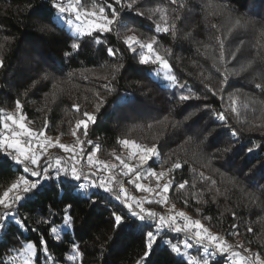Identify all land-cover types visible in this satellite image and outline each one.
Instances as JSON below:
<instances>
[{
	"label": "trees",
	"instance_id": "obj_1",
	"mask_svg": "<svg viewBox=\"0 0 264 264\" xmlns=\"http://www.w3.org/2000/svg\"><path fill=\"white\" fill-rule=\"evenodd\" d=\"M88 1L82 0L86 5H89ZM160 2L137 0V6L124 15V22L128 28L137 29L135 34L141 39L157 35L159 43L156 47L162 53L164 49L172 50L167 58L173 72L180 83L190 87L200 99L179 101L180 95L189 94L187 88L182 92L179 87L169 86L162 77L152 75L154 66L140 65L122 40H117L115 33L101 37L107 40L106 44H96L89 37L82 38L80 48L72 50L68 26L56 20L51 0H0V42L5 43V48L0 50L4 61V67L0 68V109L7 112L9 108H15V101L19 99L27 126L39 130L47 119L45 133L50 136H72L70 129L74 127L75 120L83 118V112L88 111L94 113L97 119L94 125H89L86 139L100 145L97 155L102 160L116 162L110 154L114 149L121 154L122 149L117 141L118 138H126L149 147L153 144L158 146V159L148 164L156 171H161L162 166L171 167L177 159L187 161L181 170L173 174L177 184L184 180L192 183L190 168L203 171L219 182L220 176L213 171L219 169L220 172L238 176L244 189L257 191L264 186V127L252 125L264 124V115L259 104L249 101L248 109H244L242 104L250 96L255 100H264V94L254 88L255 83L261 82L260 79H253L256 71H264V62L257 61L258 66L253 69L239 76H231L226 88L220 90L222 77L212 68L211 61L197 53V45L193 41L184 39V33L192 30L194 41L207 42L209 34L201 23L198 0H191L195 7L184 13L175 41L170 34H156L152 22L147 19L149 10ZM227 2L235 10L234 15L264 21V0ZM137 8L144 13L143 16L137 14ZM215 22L225 23L221 19ZM120 32L121 36L133 34L124 28ZM255 38L256 33L252 29L234 34L230 47L234 48L241 40L245 41V46L237 61L229 65L230 68H238L241 61L255 55L256 49L250 46L255 43ZM109 46L119 48L120 53L116 57H109ZM65 52L71 55L65 57ZM114 64H123L124 67L112 81ZM44 73L49 75V79H41ZM34 81H38L35 87L32 86ZM54 83L59 87L54 88ZM109 83L115 89L111 93L104 88ZM205 85L216 90V95L208 91ZM95 92H99V96L106 101L98 113L95 111L98 102ZM234 93L238 95L241 122L237 121L229 108V97ZM73 104L80 105L79 112L73 109ZM205 105L209 107L205 108ZM213 110L226 113L227 125L215 119ZM164 117L182 123L178 127H173L170 122L160 123ZM233 129L237 131L236 138L231 135ZM187 137H192V141L185 142ZM81 139H85L82 134ZM254 145L259 147L254 148ZM85 146L87 151H91L92 145ZM249 148H254L253 153H248ZM3 155L0 153V159ZM209 159L212 160L211 168L204 167ZM21 174L22 166L0 165V193ZM48 184L49 187L19 206L18 215L26 219L28 230H23L22 235L15 226L0 231V259L8 249L19 247L17 237L20 240L27 238L28 241H38L43 233L47 238L52 224L38 225L37 221L49 218L51 206L58 213L54 223H61L66 204L72 205L73 229L63 236L62 242L49 240L48 245L58 264H70L65 254L71 243L79 245L83 253L82 264H135L143 255L141 234L134 228L114 229L111 214L113 210L120 211L122 205L111 194L92 190L97 194L77 195L76 190L72 189L71 192L65 190L62 195L57 181L52 180ZM206 187L198 181L197 188H190L188 192L202 191ZM220 187L223 191L224 186ZM169 195L176 207L194 219H200L209 230L224 235L235 244L243 243L254 252L264 253V241L259 238L264 235V205L248 204L240 189H232L226 198L218 197L215 203L211 202V195L205 196L209 201L207 204L196 203L189 197L190 206L184 204L187 193L177 197L173 188ZM197 208L201 209V213L195 211ZM233 211L237 214L236 218H233ZM232 224L238 225L239 235L228 234L232 231ZM249 226L253 229L251 233L246 231ZM32 228L36 231H31ZM170 238L175 242L183 236L171 233ZM248 241L252 243L249 245ZM217 260L218 264L224 262L220 258ZM148 264H178V258L161 244L152 251Z\"/></svg>",
	"mask_w": 264,
	"mask_h": 264
},
{
	"label": "snow or ice",
	"instance_id": "obj_2",
	"mask_svg": "<svg viewBox=\"0 0 264 264\" xmlns=\"http://www.w3.org/2000/svg\"><path fill=\"white\" fill-rule=\"evenodd\" d=\"M201 23L204 30L208 33L207 42L194 41L193 31L184 33V39L193 41L197 45L196 51L205 59L211 61L214 68L222 77L220 80V90L226 88L231 76H239L241 73L253 69L257 61L264 62V21H257L251 17L243 15H234L235 10L231 8L227 0H198ZM51 6L55 9L56 20L68 26L71 34V49L76 51L80 48L79 41L82 38H92L96 44H106L107 40L101 37L104 34L115 33L117 40H122L127 51L132 53L133 58L138 60L140 65H152L154 71L152 75L157 78H163L172 88L179 87L183 92L187 88L188 95H180L179 101L184 102L192 98L200 99L198 95L192 92L186 84H181L177 75L173 72L172 65L167 56L172 54L170 48L164 49L163 53L156 46L159 41L157 35L150 38L141 39L135 33V28H128L124 22V15L137 6V0H91L89 5H85L82 0H51ZM118 6V7H117ZM195 5L191 0H161L149 10L147 19L152 22L156 34H170L175 41L178 38V24L184 18L185 12H190ZM137 14L143 16L137 8ZM218 19L225 23L215 22ZM132 32V35L121 36L120 29ZM252 29L256 33L255 43L250 44L256 49L255 55L251 59L240 62L238 68H230L229 65L238 59L242 54L245 41L241 40L234 48L230 47L234 34L241 31ZM7 40V38H5ZM5 48V43L0 42V50ZM120 53L119 48L109 46L107 54L109 57H116ZM167 54V55H165ZM71 53L65 52V57ZM193 63H197L193 61ZM4 67V61L0 56V68ZM123 64L112 65L111 80L116 79V75ZM201 68L203 66L201 65ZM87 77H85L86 79ZM259 78L261 82L254 84V88L260 94H264V71H256L253 79ZM42 80L49 79L47 73L42 74ZM105 79H108L105 76ZM38 81L33 82V87ZM59 85L54 83V88ZM208 91L216 95V90L205 85ZM104 88L111 93L115 89L111 83L105 84ZM94 95L98 98L95 105V111L98 113L100 108L106 103L105 98L99 96V92ZM55 93H53V99ZM229 108L238 122H241V111L238 95L231 94L229 97ZM249 101L252 104H259L260 111L264 115V100H255L251 96L242 104L244 109L249 108ZM73 109L80 111L79 104H73ZM205 105V108H208ZM255 111V108H253ZM213 116L222 124L227 125V115L225 112H215ZM83 118H77L75 125L70 129L71 135L75 138V143L68 145L60 143L59 137L54 141L51 137L45 135L48 127V121L45 119L43 128L34 130L27 126V118L23 112V105L19 99L15 101V110L6 112L0 109V153L3 158L0 159V165L22 166L23 174L19 175L2 193H0V231L6 230V227L15 226L17 231L23 234V230H28L29 226L26 219L18 215L19 206L27 200L33 198L37 193L49 187V181L55 180L61 186V194L65 190L71 192L76 190L77 195H95L92 190H103L111 194L113 199L119 202L122 207L120 211L113 210L111 218L114 221V229L122 227L134 228L143 236V255L140 256L135 264H148L152 251L161 244L170 249L171 253L178 258V264H218L217 258L223 259L224 264H264V253L262 251H253L251 247H245L243 243L238 242L230 244L224 235L212 233L200 219H194L182 210H177L174 202L169 195L170 190L175 188L177 197L181 193H187L184 198V204L190 206L189 197L196 203L207 204L206 195H211V202L215 203L218 197H227L232 189H240L247 198L248 204L264 205V186L257 191L246 190L238 176H231L228 173L220 172L219 169H213L220 176L218 182L212 176L206 175L203 171H197L190 168L192 174V183L188 180L177 184L174 173L181 170L187 161L177 159L171 167L163 168L161 171L148 167L149 161L158 159V146L153 144L137 143L135 140L120 139L117 143L125 154H117L115 149L110 154L114 161H106L98 158L100 145L87 140L90 124H95L96 115L84 111ZM186 117L185 119H188ZM170 122L173 127H178L181 121H169L164 117L160 123ZM151 128L152 126L149 125ZM252 127H264L261 125H252ZM81 134L85 137L81 139ZM233 138L237 137V131L233 129L231 133ZM192 137H187L185 142L192 141ZM92 145L91 151L85 153L84 145ZM62 149L65 156H53L49 153L51 148ZM259 145H254L258 148ZM254 148H249L251 154ZM225 149L224 151H229ZM86 156V167L84 171ZM42 157H46L42 159ZM167 163V161H165ZM212 160L209 159L204 167L211 168ZM125 178L128 185L134 186L136 191L145 195H133L125 186ZM149 183H143V181ZM154 181V183H153ZM201 182L207 187L202 191H191L196 189L197 182ZM220 185L224 186L221 191ZM155 203L166 207V212L160 213L154 209L148 208L146 204ZM71 204H66L63 209L62 222L54 223L57 212L49 206V218L37 221V224H52L50 230L45 234H40L38 241L20 240L17 237L19 247L13 246L7 250V254L0 259V264H58L57 257L49 251V240L53 242H62L63 236L73 229V218L71 216ZM198 214L201 209L195 210ZM233 218H236V212H232ZM205 219H210L205 217ZM229 235H239L238 225L230 226ZM145 229H148L145 231ZM35 232L36 229L32 228ZM247 232H253L252 227H247ZM182 235V239L175 242L170 238V234ZM264 241V235L259 237ZM111 239V237L109 238ZM252 241H248L250 245ZM103 248V245H101ZM103 255V252H101ZM65 259L70 264H82L83 253L77 243H71L69 251L65 254Z\"/></svg>",
	"mask_w": 264,
	"mask_h": 264
},
{
	"label": "built area",
	"instance_id": "obj_3",
	"mask_svg": "<svg viewBox=\"0 0 264 264\" xmlns=\"http://www.w3.org/2000/svg\"><path fill=\"white\" fill-rule=\"evenodd\" d=\"M15 109H12V108H9L7 110V112H12L14 111ZM45 135L47 137H50L48 134L45 133ZM54 140V139H53ZM55 141V140H54ZM60 143H63V144H68V145H71V144H74L75 143V139H65V140H61ZM84 150H85V153L89 152L86 150V146L84 145ZM50 154H52L53 156H67L68 154L67 153H64L62 149H59L58 147L57 148H51L48 150ZM46 157H42V159H45ZM99 159H101L99 156H98ZM84 171L87 172L88 171V168L86 167V156H85V167H84ZM143 183H146L143 181ZM147 184V183H146ZM125 186L129 189V191L133 194V195H136V196H143L145 195L144 193L142 192H138L136 191V189L134 188V186L132 185H128L127 184V180L125 178ZM146 207L148 208H151V209H154L156 210L157 212H160V213H164L166 212V207H162L160 205H157L155 203H152V204H146L145 205ZM2 210V209H1ZM178 210V209H177ZM211 231V230H210ZM212 233H214L213 231H211ZM214 234H217V233H214ZM226 239V238H225ZM230 244H233L235 245V243L229 239H226Z\"/></svg>",
	"mask_w": 264,
	"mask_h": 264
},
{
	"label": "rangeland",
	"instance_id": "obj_4",
	"mask_svg": "<svg viewBox=\"0 0 264 264\" xmlns=\"http://www.w3.org/2000/svg\"><path fill=\"white\" fill-rule=\"evenodd\" d=\"M90 2H91V0H89L88 1V4H90ZM85 4V3H84ZM86 5V4H85ZM12 109H15V108H12ZM50 136V135H49ZM52 139H54V140H56V138L57 137H59V141H61V140H65V139H75L74 137H72V136H59V135H57V136H50ZM125 154L126 155V150H122L121 151V154ZM145 182L146 183H149V181H147V180H145ZM95 190V189H94ZM176 209H178V210H181V209H179L178 207H176ZM183 211V210H182ZM222 264H224V262L222 263Z\"/></svg>",
	"mask_w": 264,
	"mask_h": 264
}]
</instances>
